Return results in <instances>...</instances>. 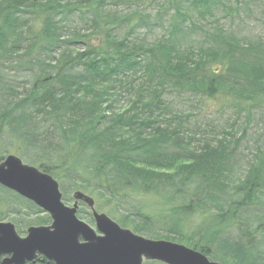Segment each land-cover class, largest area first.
Here are the masks:
<instances>
[{
    "label": "trees",
    "instance_id": "1",
    "mask_svg": "<svg viewBox=\"0 0 264 264\" xmlns=\"http://www.w3.org/2000/svg\"><path fill=\"white\" fill-rule=\"evenodd\" d=\"M238 2L0 0V163L14 149L59 182L64 203L91 194L98 212L145 238L221 264H264V147L243 170L236 124L221 139L190 136L191 115L169 113L166 99L264 100V41L234 27ZM125 97L134 99L116 113ZM78 215L93 222L84 204ZM7 219L20 235L51 223L0 186Z\"/></svg>",
    "mask_w": 264,
    "mask_h": 264
},
{
    "label": "water",
    "instance_id": "2",
    "mask_svg": "<svg viewBox=\"0 0 264 264\" xmlns=\"http://www.w3.org/2000/svg\"><path fill=\"white\" fill-rule=\"evenodd\" d=\"M0 186L32 202L51 218L48 226L29 227L25 237L13 223L0 222L2 264H28L38 256L53 264H221L184 244L152 240L122 228L108 215L98 213L94 199L82 191L74 193L73 206L68 207L60 184L52 176L15 155L0 164ZM80 202L91 209L96 229L79 219Z\"/></svg>",
    "mask_w": 264,
    "mask_h": 264
},
{
    "label": "rangeland",
    "instance_id": "3",
    "mask_svg": "<svg viewBox=\"0 0 264 264\" xmlns=\"http://www.w3.org/2000/svg\"><path fill=\"white\" fill-rule=\"evenodd\" d=\"M237 5L241 8L238 13L241 16V22L236 20L234 27L236 28L240 25L239 23H242L244 25L241 27L244 28L246 33L245 35L250 40L252 39L256 41V39H260L264 41V14L262 13L264 8V0H239ZM221 24L226 25V28L230 30L229 19H223ZM159 36L160 33L155 32L149 34L148 37L154 40ZM13 74V72H10V75ZM19 94L23 95L24 91L20 89ZM130 99L133 100L134 97L120 98L118 103L115 104V112L119 113L126 111L130 106ZM166 99L169 105V113H178L181 114L180 116L182 117L191 115V117L186 122L187 126L190 127V133L188 134L190 136H193V133L200 130L207 132L210 139H221L222 135L219 134H221L227 128V130H230V126L236 124L235 128L233 129L237 133V139L242 137L243 134L245 135V138L240 141L239 147L237 148L238 154H242V156L245 158V160L242 162V165H244V167H242L243 170L247 168V162H250V160L254 157L255 149L257 147H264V100L258 101L256 103L251 101L243 102L233 96H224L222 94L216 95L214 99H210L206 96L198 97V95L191 96L190 94L180 95L179 93L173 91L167 95ZM238 104H240L239 107L237 106ZM251 104L254 105V107L250 108L249 105ZM235 106H237V108ZM248 109H250L252 112L250 116L248 114L250 110ZM86 114H88V111ZM244 127H246V131L243 132ZM198 134L200 133L198 132ZM196 137L197 139L200 138L199 136ZM186 141L187 140H185V143L183 144V148L187 147L186 144L190 143L188 141L187 143ZM256 142H258V144ZM213 144L216 145L215 143ZM192 145L194 148H196L199 144L196 142L192 143ZM14 151V149L10 151L11 154L6 155L5 159L8 156L15 155L24 164L29 165V163L25 162V160L18 156ZM170 151L172 152L173 149H170ZM4 160H2V162ZM181 165H184V163L180 161L175 163V165L173 162H171V164H166L163 167L166 166V168L174 169L175 166L180 167ZM89 196L94 198V196L91 194ZM152 203L154 202L151 199V202L149 203L150 207L152 206ZM72 204L73 201L66 205L69 207L73 206ZM153 206L155 207L154 204ZM152 209H150L149 212L153 213ZM86 211L90 213V210L87 207ZM108 211V208L101 210V212L108 215L112 221L114 220L117 224H119L118 221L112 215H110ZM41 215L43 214H40V216ZM29 219L36 220V217H29ZM79 219L89 224V226L96 228L94 221L90 222L88 218H84L82 216L79 217ZM11 221L12 220L9 219L5 220V222Z\"/></svg>",
    "mask_w": 264,
    "mask_h": 264
},
{
    "label": "flooded vegetation",
    "instance_id": "4",
    "mask_svg": "<svg viewBox=\"0 0 264 264\" xmlns=\"http://www.w3.org/2000/svg\"><path fill=\"white\" fill-rule=\"evenodd\" d=\"M1 258V262L3 261L4 258ZM35 262H29L31 264H44L47 260H45L42 256H38V258L35 259ZM3 263V262H2Z\"/></svg>",
    "mask_w": 264,
    "mask_h": 264
},
{
    "label": "bare ground",
    "instance_id": "5",
    "mask_svg": "<svg viewBox=\"0 0 264 264\" xmlns=\"http://www.w3.org/2000/svg\"><path fill=\"white\" fill-rule=\"evenodd\" d=\"M29 263V262H28Z\"/></svg>",
    "mask_w": 264,
    "mask_h": 264
}]
</instances>
